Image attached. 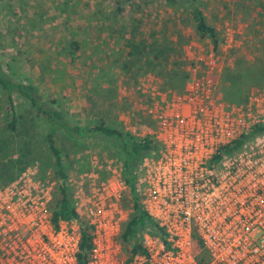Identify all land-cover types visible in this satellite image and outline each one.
Segmentation results:
<instances>
[{"label":"built area","instance_id":"1","mask_svg":"<svg viewBox=\"0 0 264 264\" xmlns=\"http://www.w3.org/2000/svg\"><path fill=\"white\" fill-rule=\"evenodd\" d=\"M221 69L211 51L194 58L181 91L154 79L137 87L154 127L145 134L130 123L128 129L137 138L151 136L157 149L143 157L135 191L165 236L140 230L144 252L132 264H264V132L251 135L264 126V87L229 102L214 78ZM91 163L73 196L79 219L57 225L53 172L30 166L0 185V264H79L83 225L92 236L88 264L125 263L120 237L133 210L125 205L124 162L101 166L91 156ZM197 239L208 254L204 263Z\"/></svg>","mask_w":264,"mask_h":264},{"label":"rangeland","instance_id":"2","mask_svg":"<svg viewBox=\"0 0 264 264\" xmlns=\"http://www.w3.org/2000/svg\"><path fill=\"white\" fill-rule=\"evenodd\" d=\"M200 4L217 29L216 49L210 39L200 38L188 11L164 0H0V61L13 78L34 85L45 101L56 100L71 125L103 123L132 135L130 123L145 134L151 129H139L147 103L137 91L140 82L154 79L168 88L166 77L175 71L171 85L180 88L199 54L213 51L220 57L222 69L214 78L227 97L264 87V0ZM14 99L24 135L6 129L0 89V148L6 149L0 166L20 158L22 149L30 152L27 166L55 174L56 158L45 141L49 124L26 98L15 93ZM56 141L72 199L93 169L91 156L101 166L122 161L118 142L107 137L58 131ZM98 172L106 176L103 169Z\"/></svg>","mask_w":264,"mask_h":264},{"label":"trees","instance_id":"3","mask_svg":"<svg viewBox=\"0 0 264 264\" xmlns=\"http://www.w3.org/2000/svg\"><path fill=\"white\" fill-rule=\"evenodd\" d=\"M164 2L170 7H182L188 11L191 20L196 26V31L201 39H210L214 49L219 46V36L217 29L211 26L200 4V0H164ZM73 47H78L77 43L73 44ZM167 83L168 88H174L181 91L184 89L188 74L185 77V81L180 88H175L171 85V82L177 78L175 71L170 72ZM263 88V87H261ZM0 89L3 91L6 103L4 105L7 124L6 129L17 135H24V132L20 128L21 117L18 115L15 103V93L26 98L35 110L36 116L41 120L46 121L49 124L48 131L45 135V141L48 149L56 158L55 165V179L58 186L55 187V196L53 202V223L57 225L61 220L70 221L73 219H79V214L73 203L72 196L69 191L67 182L66 167L64 164V158L61 150L57 146L56 136L58 131H63L71 137H107L118 142L120 151V157L124 162L125 167V179L128 184V191L125 196V205L130 207L133 212L128 223L124 226L121 242L124 250L127 254V259L124 264H132V261L136 254L144 252V249L140 243L139 232L146 228H150L157 232L160 236H165V232L142 208L139 198L135 191V176L138 167L144 156L157 149L156 144L153 142L151 136L147 135L144 138H137L133 135L123 133L120 130L113 129L105 126L103 123L94 126H74L71 125L66 119L65 113L59 109L56 104V100L51 99L45 101L43 96L38 92V89L34 85L25 84L19 80H16L3 68L0 61ZM247 93L236 99L227 97L225 99L229 102L240 103L243 102ZM139 123V129L147 128L148 130L154 127V123L144 117ZM264 132V126L255 127L251 131L252 134ZM249 136H244L241 140L235 143V147L241 146ZM2 143V142H0ZM5 153L6 149L0 148V153ZM29 152V151H28ZM30 156V152L24 153L20 150V158L17 160H10L1 164L0 179L1 185H6L15 180L27 167L28 161L26 159ZM25 159V160H24ZM18 173H15V170ZM91 232L87 225L82 226V243L81 251L78 255L79 264H88L89 253L91 250ZM195 252L198 261L204 263L208 259V254L203 249V243L200 239H197L195 245Z\"/></svg>","mask_w":264,"mask_h":264}]
</instances>
